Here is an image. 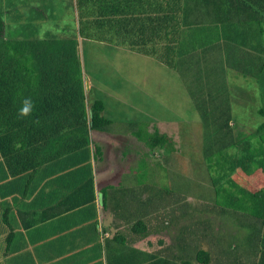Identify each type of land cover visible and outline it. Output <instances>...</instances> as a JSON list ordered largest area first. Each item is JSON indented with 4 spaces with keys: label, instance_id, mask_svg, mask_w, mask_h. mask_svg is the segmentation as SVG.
<instances>
[{
    "label": "crops",
    "instance_id": "1",
    "mask_svg": "<svg viewBox=\"0 0 264 264\" xmlns=\"http://www.w3.org/2000/svg\"><path fill=\"white\" fill-rule=\"evenodd\" d=\"M0 5L8 12L21 6L32 11L49 10L53 14L49 18H60L52 24L51 33L59 26H71L94 45L135 52L150 60L152 67H223L222 62L230 57L223 52L224 44L234 46L236 51L245 47L244 50L253 49L258 54L264 52V30L260 32L257 26L245 32L242 26L232 28L231 35L247 34L246 46L217 39L221 26L202 21H213L218 16L183 7L184 0H0ZM42 20L47 21L48 17ZM192 20L199 23L187 26L185 22ZM192 32H197L194 38ZM253 56L247 59V66L256 69L259 78L255 81L259 82L264 78V54L257 63L251 61ZM93 143L102 148L98 139ZM102 153L101 158L94 157L92 144L81 156L69 154L47 162L42 172L40 167L32 178L27 173L11 174L0 154V264H201L194 258L200 242L209 244L207 264H264V221L258 232L254 229L259 222H250L254 234H246L239 227L245 235L204 237L203 233L193 232L194 237L190 236L192 231L184 230V222H161L153 215L155 209L144 207L143 185L123 184L126 176L128 182L136 184L137 158L120 170L117 156H106L103 149ZM106 159L108 163L101 167ZM55 165L60 168L58 172ZM90 175L93 201L24 226L31 221V213L55 204ZM104 189L107 195L102 193ZM169 225L178 228L177 234L171 236L169 230L162 234Z\"/></svg>",
    "mask_w": 264,
    "mask_h": 264
},
{
    "label": "rangeland",
    "instance_id": "2",
    "mask_svg": "<svg viewBox=\"0 0 264 264\" xmlns=\"http://www.w3.org/2000/svg\"><path fill=\"white\" fill-rule=\"evenodd\" d=\"M42 11L21 6L8 12L0 5L6 26L18 36L68 37L65 34L68 28L61 26L59 32L51 33L52 24L58 23L60 18L51 19L49 17L53 14L49 10ZM42 17H48V20H42ZM72 32L78 41L87 104L92 99L102 100L103 115L111 121L107 133L112 135H98L95 130L92 140L98 139L103 144L106 156H117L120 170L130 165L131 161L135 162L134 157L140 158L139 174L134 180L136 184L128 182V176L122 178L123 184L143 185L144 204L148 209H155L153 215H157L161 222H184V230L192 231L190 236L194 237V233H203L204 237L210 234L245 235L232 218H225L228 215L213 212L214 207L220 208L216 202L219 199L217 193L234 191L224 175L236 174L229 171L222 173L213 168L216 165H209L203 151L209 140L205 137L206 128L201 113L205 111L203 103H207L208 109L217 108L216 112L229 108L237 112L239 118L238 125L229 121L233 135L242 132L252 135V141L258 140L257 133H254L257 124L264 122V116L259 112V108L264 106V78L255 81L259 78L258 72L248 68L247 59L254 55L251 61L257 63L264 52L258 54L253 49L244 50L245 47H238L236 51L234 46L224 44L223 52L230 57L222 62L223 67H214L208 75H202L207 69L201 68L193 77L190 72L181 69L152 67L150 60L137 56L135 52L94 45L88 37L73 29ZM200 79L205 82L200 83ZM247 90L253 94L250 100L245 93ZM228 103L230 105L226 108ZM231 118L234 120V117ZM155 128L167 135L170 141L167 150L160 147L150 149L144 140L134 136L138 130L145 133L146 129L151 133ZM106 136L113 138L115 143ZM116 136L119 138L116 139ZM107 163L106 159L101 167ZM56 166L58 172L60 168ZM238 181L241 183L240 179ZM175 227L169 225L162 234L166 235L167 230L171 236L175 232L177 234L178 228L175 230ZM247 230L246 234H249ZM197 246L207 250L209 244L200 242ZM190 253L194 255L192 251Z\"/></svg>",
    "mask_w": 264,
    "mask_h": 264
},
{
    "label": "trees",
    "instance_id": "3",
    "mask_svg": "<svg viewBox=\"0 0 264 264\" xmlns=\"http://www.w3.org/2000/svg\"><path fill=\"white\" fill-rule=\"evenodd\" d=\"M183 7L203 9L218 16L213 21H202L221 26L217 39L246 46L247 34L238 32L231 35L232 28L242 26L245 32L257 26L260 32L264 30V0H184ZM185 23L194 26L199 21ZM67 31L65 34L68 37L18 36L6 26L0 12V154L9 172L15 176L27 173L32 178L47 162L69 154L81 156L92 144L94 157L101 158L103 155L101 146L92 141L93 131L108 132L111 121L103 115L102 100L92 99L87 104L77 37L71 26ZM52 32H59V29H52ZM191 35L194 38L197 32ZM199 69L181 70L195 77L194 73H199ZM204 73L208 75L210 69L201 74ZM245 93L247 99L253 97L248 90ZM25 106L29 107L28 114L21 116L20 109ZM202 107L205 110L201 113L206 128L205 137L209 140L203 149L205 158L209 165H216L213 168L222 173L229 171L236 174L224 175L234 191L218 192L216 202L220 208L214 207L213 212L228 215L225 218H232L241 229L250 230L249 234L254 228L250 222H259L254 229L258 232L260 223L264 221V122L257 124L254 134L257 133L258 140L252 141V135L242 132L233 135L229 121L239 124L237 112L229 108L216 112L217 108L208 109L207 103H203ZM259 112L264 116V106L259 108ZM144 131L138 130L134 136L144 140L150 149L160 147L167 150L170 147L167 135L157 128L151 133L146 129ZM136 158L139 165L140 158ZM106 189L102 191L105 195ZM93 200L94 184L90 175L55 204L31 213V221L24 226ZM194 258L201 264H207L210 252L196 249Z\"/></svg>",
    "mask_w": 264,
    "mask_h": 264
},
{
    "label": "clouds",
    "instance_id": "4",
    "mask_svg": "<svg viewBox=\"0 0 264 264\" xmlns=\"http://www.w3.org/2000/svg\"><path fill=\"white\" fill-rule=\"evenodd\" d=\"M28 111H29V107L28 106H25V107H23V108L20 109L19 114L21 116H24V115H27L28 114Z\"/></svg>",
    "mask_w": 264,
    "mask_h": 264
},
{
    "label": "water",
    "instance_id": "5",
    "mask_svg": "<svg viewBox=\"0 0 264 264\" xmlns=\"http://www.w3.org/2000/svg\"><path fill=\"white\" fill-rule=\"evenodd\" d=\"M88 86V82L86 81V87Z\"/></svg>",
    "mask_w": 264,
    "mask_h": 264
}]
</instances>
